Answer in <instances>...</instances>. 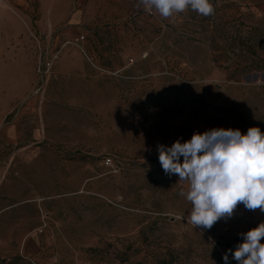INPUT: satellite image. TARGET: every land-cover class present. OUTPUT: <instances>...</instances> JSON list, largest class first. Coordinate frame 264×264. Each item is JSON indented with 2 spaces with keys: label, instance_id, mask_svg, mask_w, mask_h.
Returning a JSON list of instances; mask_svg holds the SVG:
<instances>
[{
  "label": "rangeland",
  "instance_id": "rangeland-1",
  "mask_svg": "<svg viewBox=\"0 0 264 264\" xmlns=\"http://www.w3.org/2000/svg\"><path fill=\"white\" fill-rule=\"evenodd\" d=\"M210 2L164 19L0 0V264H225L264 222L238 204L194 228L158 158L194 132L264 133V0Z\"/></svg>",
  "mask_w": 264,
  "mask_h": 264
},
{
  "label": "clouds",
  "instance_id": "clouds-1",
  "mask_svg": "<svg viewBox=\"0 0 264 264\" xmlns=\"http://www.w3.org/2000/svg\"><path fill=\"white\" fill-rule=\"evenodd\" d=\"M135 6L164 19L188 9L205 17L215 13L210 0H137ZM157 151L165 174L187 184L180 195L192 205L187 223L194 228L210 230L222 218H231L238 204L264 212V133L259 127H249L246 134L219 127L194 132L170 147L158 144ZM240 236L235 251L224 254L225 264L229 253L237 264H264V222Z\"/></svg>",
  "mask_w": 264,
  "mask_h": 264
},
{
  "label": "built area",
  "instance_id": "built-area-1",
  "mask_svg": "<svg viewBox=\"0 0 264 264\" xmlns=\"http://www.w3.org/2000/svg\"><path fill=\"white\" fill-rule=\"evenodd\" d=\"M111 163H112V162H111V159H110V158L107 157V158L104 159V164H105L106 166H111Z\"/></svg>",
  "mask_w": 264,
  "mask_h": 264
},
{
  "label": "crops",
  "instance_id": "crops-1",
  "mask_svg": "<svg viewBox=\"0 0 264 264\" xmlns=\"http://www.w3.org/2000/svg\"><path fill=\"white\" fill-rule=\"evenodd\" d=\"M0 8H2V5L0 6Z\"/></svg>",
  "mask_w": 264,
  "mask_h": 264
}]
</instances>
